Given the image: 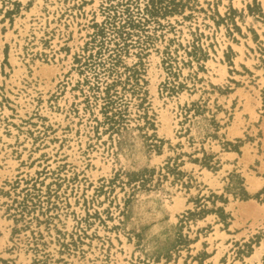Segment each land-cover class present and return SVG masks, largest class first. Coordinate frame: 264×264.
<instances>
[{
    "label": "rangeland",
    "instance_id": "rangeland-1",
    "mask_svg": "<svg viewBox=\"0 0 264 264\" xmlns=\"http://www.w3.org/2000/svg\"><path fill=\"white\" fill-rule=\"evenodd\" d=\"M0 264H264V0H0Z\"/></svg>",
    "mask_w": 264,
    "mask_h": 264
},
{
    "label": "bare ground",
    "instance_id": "bare-ground-1",
    "mask_svg": "<svg viewBox=\"0 0 264 264\" xmlns=\"http://www.w3.org/2000/svg\"><path fill=\"white\" fill-rule=\"evenodd\" d=\"M257 254V253H256Z\"/></svg>",
    "mask_w": 264,
    "mask_h": 264
}]
</instances>
